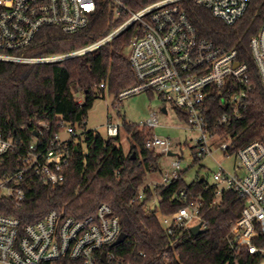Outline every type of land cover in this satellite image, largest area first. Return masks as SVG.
I'll use <instances>...</instances> for the list:
<instances>
[{
    "label": "built area",
    "instance_id": "obj_1",
    "mask_svg": "<svg viewBox=\"0 0 264 264\" xmlns=\"http://www.w3.org/2000/svg\"><path fill=\"white\" fill-rule=\"evenodd\" d=\"M103 1L0 0V61L51 63L81 56L134 26L129 49L137 84L121 92V100L142 92L159 95L183 114L182 121L188 130L200 134L198 154L215 161L216 153L224 156L231 167L219 164L214 173L215 203L225 191H233L244 201L240 218L231 224L230 246L238 253L246 250L255 256V264H264V137L235 151L234 138L224 137L218 131L219 126L239 118L240 110L245 107L251 90L249 69L238 61L235 49L216 45L198 35L181 7L188 0H159L137 11L121 0H107L114 5L116 18L125 20L102 40L64 55L23 54L45 28L57 27L65 34H72L87 27ZM193 1L217 20L232 26L256 0ZM250 49L264 85V22L252 38ZM212 102L227 110L215 125L209 121ZM159 124V114L154 113L141 127L154 130ZM64 131L69 135L67 139H62L61 133L46 142L36 138L18 154L15 167L0 176V198L9 200L13 209L23 207L25 181L58 185L64 182L66 169L74 157L88 154L83 128L72 124ZM120 132V125L109 120L108 137H117ZM146 148L170 154L168 139L155 134L146 141ZM16 149L17 143L0 133V157ZM172 167L171 175L151 181L148 186L168 185L178 178L180 162ZM180 195L186 198L185 191ZM142 197L140 193L139 198ZM158 217L169 235L199 224L206 228L198 202L170 215L158 213ZM121 233L120 220L107 204L83 219L64 217L53 210L27 225L15 216L0 212V264H130L113 251Z\"/></svg>",
    "mask_w": 264,
    "mask_h": 264
},
{
    "label": "trees",
    "instance_id": "obj_2",
    "mask_svg": "<svg viewBox=\"0 0 264 264\" xmlns=\"http://www.w3.org/2000/svg\"><path fill=\"white\" fill-rule=\"evenodd\" d=\"M132 11L159 0H121ZM198 35L216 45L235 49L238 61L249 69L251 90L239 118L219 126V133L234 138L237 151L264 137V85L250 49V42L264 22V1L256 0L237 23L227 26L193 0L181 4ZM125 20L115 16L114 5L100 3L90 24L72 34L57 27L41 30L33 44L23 51L30 57H48L75 52L102 40ZM134 26L98 49L81 56L51 63L19 64L0 61V133L17 143V149L0 157V176L15 167L18 154L38 141H49L67 125L84 129L88 154L74 157L66 169L64 182L52 186L25 181L23 207L15 210L9 200L0 198V212L17 217L23 225L35 223L55 210L64 217L86 218L103 204L120 220L126 240L113 248L130 264H255L246 250L237 252L229 243L231 224L244 208L233 191H225L216 201L215 186L201 177L186 183L182 172L168 185L149 187L148 178L161 172L164 156L146 148L153 129L124 122L130 142L129 152L117 137L104 138L87 128L89 111L108 91L117 97L137 84L130 60V40ZM105 85V88H102ZM83 101L76 100V94ZM151 94V93H150ZM227 110L212 102L209 121ZM183 120V114L176 109ZM135 153V158L133 155ZM195 162L199 161L193 148ZM186 192V198L180 193ZM140 193L143 197L139 198ZM198 202L206 224L203 233L190 230L167 234L158 213L170 215ZM143 254V255H141Z\"/></svg>",
    "mask_w": 264,
    "mask_h": 264
},
{
    "label": "rangeland",
    "instance_id": "obj_3",
    "mask_svg": "<svg viewBox=\"0 0 264 264\" xmlns=\"http://www.w3.org/2000/svg\"><path fill=\"white\" fill-rule=\"evenodd\" d=\"M83 98L82 94H76L78 102H82ZM164 107L167 109V113L163 112ZM154 113H158L160 118V124L154 129V133L163 139H168L171 153V155H164L160 160L161 172L157 174L159 179L171 175L173 163L180 162V172H182L186 183L190 184L197 177H203L208 184L214 185V173L219 169V164L228 168L231 167L220 152L215 154L217 162L200 154H198L199 161L195 162L193 148L197 147L200 134L188 130L177 115L175 107L163 101L157 94L142 92L121 100L120 94L115 97L106 91L105 97H100L89 111L87 128L98 132L104 138H109L107 134L108 121L111 120L113 124L120 125L121 143L124 149L129 152L130 142L124 128V122L130 125L143 126ZM68 137L66 131L61 133L62 139ZM233 162H236L235 159ZM157 179L154 178L153 181ZM195 224L196 222L193 223V225Z\"/></svg>",
    "mask_w": 264,
    "mask_h": 264
},
{
    "label": "water",
    "instance_id": "obj_4",
    "mask_svg": "<svg viewBox=\"0 0 264 264\" xmlns=\"http://www.w3.org/2000/svg\"><path fill=\"white\" fill-rule=\"evenodd\" d=\"M163 112L167 113V109L165 107L163 108ZM169 155H171V153ZM133 158H135V153L133 155ZM203 180H204V178L202 177L200 179V182H202ZM201 227H202V224H199V225H197L195 227H192L190 229L192 235L197 236V235L203 233L205 229H202ZM126 238H127L126 235L124 233H121L119 239L116 242V245H119V244L123 243L126 240Z\"/></svg>",
    "mask_w": 264,
    "mask_h": 264
},
{
    "label": "crops",
    "instance_id": "obj_5",
    "mask_svg": "<svg viewBox=\"0 0 264 264\" xmlns=\"http://www.w3.org/2000/svg\"><path fill=\"white\" fill-rule=\"evenodd\" d=\"M159 179V177L157 176V175H151L149 178H148V183H150L151 181H153V179L155 178V179H157V178ZM157 179V180H158Z\"/></svg>",
    "mask_w": 264,
    "mask_h": 264
}]
</instances>
